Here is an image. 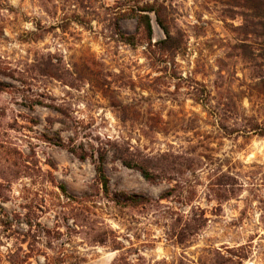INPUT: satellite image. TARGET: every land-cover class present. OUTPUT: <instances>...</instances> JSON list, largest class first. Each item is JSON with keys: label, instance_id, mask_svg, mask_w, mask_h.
<instances>
[{"label": "rangeland", "instance_id": "obj_1", "mask_svg": "<svg viewBox=\"0 0 264 264\" xmlns=\"http://www.w3.org/2000/svg\"><path fill=\"white\" fill-rule=\"evenodd\" d=\"M40 1L0 0V264H111L124 249L196 259L238 246L244 264H264V134L249 128L264 131V67L234 48L241 18L219 0H166L177 48L161 55L141 30L138 45L118 39L114 0H43L48 12ZM150 18L153 45L164 34ZM119 26L136 32L134 19ZM262 39L251 45L259 63ZM100 155L112 193L181 194L116 205L96 177ZM224 180L234 191L220 199ZM199 209L207 222L191 242L166 240V218Z\"/></svg>", "mask_w": 264, "mask_h": 264}, {"label": "trees", "instance_id": "obj_2", "mask_svg": "<svg viewBox=\"0 0 264 264\" xmlns=\"http://www.w3.org/2000/svg\"><path fill=\"white\" fill-rule=\"evenodd\" d=\"M118 7V14L113 22L114 30L118 36V39L129 45H138L137 33L141 30L142 34L148 43L147 48L151 46H157L161 55L175 52L177 46L175 45V37L172 34V22L173 18L169 14L168 5L170 4L166 0H114ZM75 3L82 4V1L73 0ZM220 4L226 7V10L231 13L229 17L238 16L241 18V24L234 27L242 39H239L237 44L234 45L235 49H241L243 51L242 58H248L249 62H254V67H264V41L261 43V53L258 55L261 62L255 61V55L251 48L252 40L255 38L257 43L258 38L264 40V0H219ZM169 3V4H168ZM40 6L43 10L48 12V3L41 0ZM53 7V6H52ZM55 8V7H53ZM50 11V10H49ZM154 14L155 21L161 28L164 38L158 42H154L152 45V24L150 14ZM122 19H134L136 24L135 33H124L120 29V21ZM166 52V53H165ZM238 55V54H236ZM239 56V55H238ZM207 95V94H205ZM253 93L248 94V102L253 104ZM255 102L260 97L255 96ZM203 100L201 102L203 103ZM251 131L257 132L260 135L264 134L263 129L258 123L251 122ZM59 145L65 146L64 143L59 141ZM69 151L75 154L79 159L86 158L84 153L78 152V150L71 146ZM104 155L97 157L95 162L96 177L102 190L103 196L116 205H123L124 207H156L161 205L162 200H169L176 194H181L175 187H169L165 191L161 192L157 197H150L142 194H131L125 192L112 193L110 190L108 178L106 177L104 170ZM130 164V163H129ZM129 166L136 168L141 176L147 180H155L158 178V174H153L148 171L146 166L142 163H131ZM221 180V179H220ZM222 187V192L219 196L220 199H227L232 197L234 191L231 183L224 180L218 182ZM62 194L72 200H76L74 196L67 193L64 185H60ZM178 196V195H177ZM263 221V220H262ZM207 222L204 212L200 209L197 211L192 210L190 213L174 212L171 217L166 218L165 226L167 230L164 232L166 240H172L174 244L179 247H185L191 240L199 234V231L203 229ZM123 247L118 248L122 250ZM242 246H238L234 249H227L225 253L218 249L203 248L199 251L196 259L188 258L185 254L180 253L178 256L173 257L171 260L165 258L146 261L138 250L134 252L135 258L131 259V252L128 249H124L111 264H244V260L247 257L246 252H243Z\"/></svg>", "mask_w": 264, "mask_h": 264}]
</instances>
